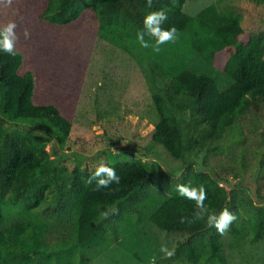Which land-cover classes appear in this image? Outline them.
<instances>
[{
  "label": "trees",
  "instance_id": "1",
  "mask_svg": "<svg viewBox=\"0 0 264 264\" xmlns=\"http://www.w3.org/2000/svg\"><path fill=\"white\" fill-rule=\"evenodd\" d=\"M185 1L154 0L152 8H148L145 0H47L40 16L54 26L66 28L78 27L83 19L94 20L100 37L108 39L112 47L152 60L148 72L157 71L164 77V90L152 88L150 101L138 111L153 124L152 141L181 163L185 176L180 184L205 188L204 204L209 213L218 214L226 207L236 216L227 230L233 240L230 246L253 244L264 237V207L250 200L247 214L245 209L238 210L235 196L218 187L213 179L220 177L205 160L241 117L264 113V33L238 39L241 13L226 3L221 8L212 2L189 14L183 8ZM154 10L167 14L162 27L177 29L175 41L161 45L159 53L141 47L137 40V33L144 31L143 17ZM145 40L154 43L147 35ZM225 48L235 57L230 71L214 62L216 53ZM15 51V56L0 51V264H33V255L42 249L49 226L43 205L46 202L49 206L53 191L60 193L69 207L67 217H72V230L68 235L77 243L83 244L94 236L97 243L106 237L120 243L119 221L130 216L141 223L145 198L162 192L151 186L148 170L132 160L96 162L94 158L82 168L74 166L62 171L57 158L46 149L45 142L51 140L48 131L10 127L8 121L32 119L64 137L71 122L63 110L71 106L75 97V89L64 83L60 91L65 93L57 94L58 100L34 102V72L25 67L24 53L16 46ZM62 53L53 60L64 63L66 56L62 57ZM53 63L54 67L56 62ZM74 74L72 77L78 79L80 72ZM54 81L50 85L62 83L60 78ZM171 97L183 98L191 110L178 115ZM185 122L186 135L189 134L186 138ZM195 125L204 129L205 140L193 136ZM202 150L206 155L199 166L197 153ZM259 162L263 166L262 158ZM101 163L115 169L120 183L97 191L96 181L87 180ZM259 203L264 204V195H260ZM110 208L118 211L103 218L102 213ZM194 209V201L180 197L175 189L149 215L152 232L162 238L173 237L180 249L177 253L188 262L223 264L222 235L207 226L206 219L189 222ZM81 260L86 264L88 254L83 253ZM49 262L47 258L40 264Z\"/></svg>",
  "mask_w": 264,
  "mask_h": 264
},
{
  "label": "rangeland",
  "instance_id": "2",
  "mask_svg": "<svg viewBox=\"0 0 264 264\" xmlns=\"http://www.w3.org/2000/svg\"><path fill=\"white\" fill-rule=\"evenodd\" d=\"M212 2L221 8L227 4L241 13L238 39H245L250 33H264V0H186L183 8L194 14ZM46 4L47 0H12L11 6L0 3V24L13 21L17 25L15 46L24 53L25 67L33 70L35 76L34 102L53 101L57 94L65 93L60 91L64 83L75 89L74 102L63 110L71 122L70 129L62 137L32 119L8 121L10 127L48 131L51 140L45 142L46 149L51 157L57 158L62 171L74 166L82 168L88 159L94 158L96 162L132 160L148 170L151 186L162 193L145 198L141 223H136L130 216L119 221L120 243L107 237L97 243L94 236L80 244L68 235L72 230V217H67L69 207L64 204L63 196L53 191L49 206L46 202L43 205V216L49 223L46 238L40 252L33 255L32 263L40 264L49 258V264H82L81 256L87 253L86 264H151L153 257L155 264H202L188 262L177 253L180 249L175 246L174 238L155 235L148 221L152 211L185 176L181 163L152 141L153 124L138 112L150 101L152 88L164 90V77L157 71L149 74V65L153 63L149 57H141L135 52L126 54L118 47H112L108 39L100 37L94 20L83 19L78 27L69 28L45 21L40 13ZM25 29L30 34L27 39L23 35ZM61 51L62 57L66 56L64 63L53 60ZM53 62H56V68ZM214 62L221 69L230 71L235 65V57L225 48L216 53ZM76 72H80L78 79L72 77ZM55 78L62 79V83L57 81L59 85H50ZM171 99L178 115L191 110L183 98ZM263 114L241 117L205 160L220 177V180L213 179L214 182L235 196L237 208L242 212L244 209L246 212L250 200L259 202L260 195H264V163L262 166L259 162L261 158L264 160ZM194 127L193 136L205 140L204 129ZM183 130L186 138L189 136L186 135V122ZM197 154V163L202 166L206 151ZM221 238L223 264H264V237L239 247L230 246L233 240L227 231ZM162 245L174 249L175 254L166 258L160 251Z\"/></svg>",
  "mask_w": 264,
  "mask_h": 264
},
{
  "label": "clouds",
  "instance_id": "3",
  "mask_svg": "<svg viewBox=\"0 0 264 264\" xmlns=\"http://www.w3.org/2000/svg\"><path fill=\"white\" fill-rule=\"evenodd\" d=\"M4 6H11L12 0H0ZM154 0H145V6L152 8ZM168 19L164 10L149 11L143 17L144 31L137 33V40L141 47L151 48L154 53L161 51L160 46L169 42H174L177 38V29L175 26L169 28L162 27L163 23ZM17 25L13 21L0 26V51L7 53L8 55L15 56V41L17 39L16 29ZM24 37H29L27 29L23 31ZM145 35L154 39V43H149L145 40ZM102 84V82H99ZM177 175H180L178 172ZM96 181L95 190L99 191L101 188H108L111 184H119L120 177L117 175L113 167H109L103 163L95 167L91 176L87 180V183ZM176 192L180 197L188 200H192L195 203V209L193 212L192 220L189 222H195L196 220H205L209 227H214L216 231L223 235L230 227L232 222L236 219V216L228 210L223 208L219 213H209L204 201L207 199V192L203 186L192 187L186 184H177ZM257 207H264V204L257 202ZM118 210L116 208H110L108 211L102 213L103 218H108L111 214H115ZM185 218L181 217V222H184ZM160 251L164 253L166 258H171L175 252L169 250L166 245H162ZM156 258L153 257L151 264H155Z\"/></svg>",
  "mask_w": 264,
  "mask_h": 264
}]
</instances>
